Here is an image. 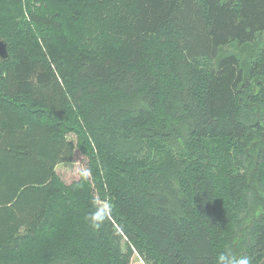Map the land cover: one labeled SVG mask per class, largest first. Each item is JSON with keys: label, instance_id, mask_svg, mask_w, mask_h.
Masks as SVG:
<instances>
[{"label": "trees", "instance_id": "trees-1", "mask_svg": "<svg viewBox=\"0 0 264 264\" xmlns=\"http://www.w3.org/2000/svg\"><path fill=\"white\" fill-rule=\"evenodd\" d=\"M0 38V264H264V0H0Z\"/></svg>", "mask_w": 264, "mask_h": 264}, {"label": "rangeland", "instance_id": "rangeland-1", "mask_svg": "<svg viewBox=\"0 0 264 264\" xmlns=\"http://www.w3.org/2000/svg\"><path fill=\"white\" fill-rule=\"evenodd\" d=\"M263 44V40L261 37H258L256 41V45H259L256 48H259ZM250 48V47H248ZM224 53H235L240 57V59H246L247 57V49L246 46L239 45L237 42L229 43L228 45L224 46L223 49ZM71 139L75 140L74 136H70ZM86 170V159L77 151H74L73 157L71 162L64 164L60 163L56 166V172L61 177V179L66 182L70 183L73 180L79 177L81 171ZM125 249V247H124ZM129 264H146L138 254L133 253L130 258Z\"/></svg>", "mask_w": 264, "mask_h": 264}, {"label": "clouds", "instance_id": "clouds-1", "mask_svg": "<svg viewBox=\"0 0 264 264\" xmlns=\"http://www.w3.org/2000/svg\"><path fill=\"white\" fill-rule=\"evenodd\" d=\"M105 215L106 209H100L95 212L91 217L93 226L99 227ZM217 264H249V260L246 257L237 259L236 257L230 256L228 254H220L217 258Z\"/></svg>", "mask_w": 264, "mask_h": 264}, {"label": "water", "instance_id": "water-1", "mask_svg": "<svg viewBox=\"0 0 264 264\" xmlns=\"http://www.w3.org/2000/svg\"><path fill=\"white\" fill-rule=\"evenodd\" d=\"M8 57V43L6 40L0 38V59Z\"/></svg>", "mask_w": 264, "mask_h": 264}]
</instances>
